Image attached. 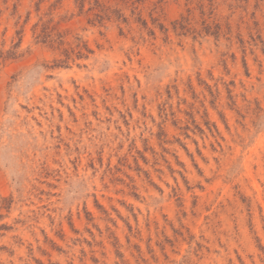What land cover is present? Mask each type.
Listing matches in <instances>:
<instances>
[{
	"label": "rangeland",
	"instance_id": "1",
	"mask_svg": "<svg viewBox=\"0 0 264 264\" xmlns=\"http://www.w3.org/2000/svg\"><path fill=\"white\" fill-rule=\"evenodd\" d=\"M0 264H264V0H0Z\"/></svg>",
	"mask_w": 264,
	"mask_h": 264
}]
</instances>
